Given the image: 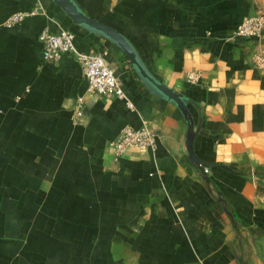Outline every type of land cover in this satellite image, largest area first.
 <instances>
[{
    "label": "crops",
    "instance_id": "obj_1",
    "mask_svg": "<svg viewBox=\"0 0 264 264\" xmlns=\"http://www.w3.org/2000/svg\"><path fill=\"white\" fill-rule=\"evenodd\" d=\"M180 94L196 129L118 44L53 0H0V264H260L264 68L259 37L235 33L255 0H72ZM40 7L37 12H31ZM15 13L23 19L9 25ZM103 54L126 97H93L74 58L47 62L42 29ZM82 96L86 121L72 122ZM150 120L155 149L111 148Z\"/></svg>",
    "mask_w": 264,
    "mask_h": 264
},
{
    "label": "built area",
    "instance_id": "obj_2",
    "mask_svg": "<svg viewBox=\"0 0 264 264\" xmlns=\"http://www.w3.org/2000/svg\"><path fill=\"white\" fill-rule=\"evenodd\" d=\"M38 9L40 7L35 8L31 12H37ZM24 15V13H15L9 18L7 23L9 25L18 23L23 19ZM263 32L264 15L261 14H253L244 18L235 30L237 35L247 38L259 37ZM38 38L43 47V58L45 61L55 62L64 55L75 59L80 65L82 75L86 81L87 93L93 97L112 95L116 98H122L128 108H133L131 101L124 93L116 68L101 53L78 50L72 31L61 29L58 32H52L44 28L39 32ZM252 60L256 66L261 69L264 68V56L262 53L255 54ZM85 121L83 98L79 96L72 110V122L74 124H84ZM156 134L157 129L150 120H142L138 128L130 125L124 126L118 136L110 143L114 156L122 155L128 148L155 149ZM201 168L204 173L208 171L205 166Z\"/></svg>",
    "mask_w": 264,
    "mask_h": 264
},
{
    "label": "water",
    "instance_id": "obj_3",
    "mask_svg": "<svg viewBox=\"0 0 264 264\" xmlns=\"http://www.w3.org/2000/svg\"><path fill=\"white\" fill-rule=\"evenodd\" d=\"M56 4H58L63 11L70 17L73 23L75 24H83L91 29H94L98 32H101L108 38L115 41L118 46L121 48L123 53L128 57L133 66L138 70V72L142 75V77L149 82L151 86H153L160 94L164 97L172 101L175 106L179 109L182 116L185 120H187V129L185 133V142L184 147L187 153L188 159L195 165L199 167H207V166H217L219 164L215 163H207L199 160L195 157L191 149V142L193 136L195 134L196 129H193V122L188 114L187 107L180 96V94L174 92L172 89L164 86L163 84L157 82L152 76H149L146 71L143 69L141 63L135 56V53L128 43V41L116 30L92 19L88 15L84 14L77 5L72 0H53Z\"/></svg>",
    "mask_w": 264,
    "mask_h": 264
},
{
    "label": "rangeland",
    "instance_id": "obj_4",
    "mask_svg": "<svg viewBox=\"0 0 264 264\" xmlns=\"http://www.w3.org/2000/svg\"><path fill=\"white\" fill-rule=\"evenodd\" d=\"M257 4V14L264 15V0H255ZM262 55L264 56V48L262 50ZM260 261V264H264V237L258 243L257 252L255 254Z\"/></svg>",
    "mask_w": 264,
    "mask_h": 264
}]
</instances>
